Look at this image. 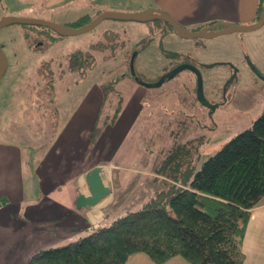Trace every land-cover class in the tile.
<instances>
[{"label": "rangeland", "instance_id": "374dc122", "mask_svg": "<svg viewBox=\"0 0 264 264\" xmlns=\"http://www.w3.org/2000/svg\"><path fill=\"white\" fill-rule=\"evenodd\" d=\"M74 1L50 4L49 0L36 3L0 0V18L11 15L39 18L79 27L80 23L84 25L100 14L98 8L101 6L97 3L96 10L82 2L76 8L78 3ZM132 1L139 3L141 0ZM109 2L108 6L122 9L136 5L126 0ZM108 6L104 5L103 11H108ZM109 11L130 13L118 9ZM254 22L256 20L225 24L250 25ZM204 23H208V19L183 26L197 32L207 26L199 25ZM0 45L8 58V67L0 82V132L5 125L16 128L18 124L19 129H14L17 135L22 138L24 132L29 136L31 120L35 122L32 128L36 125L35 129L41 130L42 123L48 118H52L53 126L72 124L73 118L88 115L99 98L103 101L97 126L105 125L103 122L113 127L117 124L116 136L109 140L113 144L120 140L112 154L104 153L103 146L109 141H104L109 137L107 134L98 143L101 162L97 165L102 167V174L109 169V177L104 181L111 189V194L103 199L105 204L100 211L111 220L141 208L155 191L162 188L161 177L155 181L154 170L175 142L205 135L206 142L195 162L198 169L225 142L251 127L264 109V81L243 60V56L248 57L264 74V25L252 31L211 38H182L161 20L104 19L92 30L71 36H59L52 29L39 25L11 24L0 29ZM135 50V75H131L130 59ZM80 52H90L95 59L93 65L83 74L69 72L68 59ZM73 63L77 68L75 61ZM212 63L222 64L206 67ZM229 63L238 70L232 80ZM179 64L197 66L206 100L220 104L211 117L215 124L213 130L194 128L198 127V122L211 123L205 107L196 97V77L191 70H182L158 87H144L137 81L154 82ZM104 88H108L107 91L98 97ZM103 110L109 114L104 115ZM180 110L191 117H183ZM132 111L136 112L135 116ZM132 119L128 133L123 134L126 123ZM179 120L184 123L179 124ZM6 139L0 137V142ZM25 175L30 184H34L31 192L39 190L36 173L29 177ZM95 207H98L95 209L99 215L101 206ZM256 221L252 225L253 231L260 228L259 220ZM83 234L54 246L66 245ZM176 258L165 264H188L182 257ZM256 261L250 258L249 264Z\"/></svg>", "mask_w": 264, "mask_h": 264}, {"label": "trees", "instance_id": "16d2710c", "mask_svg": "<svg viewBox=\"0 0 264 264\" xmlns=\"http://www.w3.org/2000/svg\"><path fill=\"white\" fill-rule=\"evenodd\" d=\"M94 61L90 52L75 53L67 68L83 74ZM196 126V130L204 128ZM211 126L215 127L213 121ZM104 129L95 127L94 143ZM205 142L201 134L168 149L154 170L162 188L141 208L66 245L40 249L27 264H125L137 253L154 264L177 256L188 264H244L242 244L251 210L264 198V109L251 127L225 142L196 169Z\"/></svg>", "mask_w": 264, "mask_h": 264}, {"label": "crops", "instance_id": "0c3cea01", "mask_svg": "<svg viewBox=\"0 0 264 264\" xmlns=\"http://www.w3.org/2000/svg\"><path fill=\"white\" fill-rule=\"evenodd\" d=\"M18 1L36 3L39 0ZM73 1L49 0L48 3L61 4ZM109 1L115 0H76L74 2L78 3L76 8L80 7L81 2L94 8L97 3L101 6V9L98 8L100 13L104 10V5L108 6ZM260 1L141 0L138 3L126 0L136 5L128 7L129 9L108 6L110 9L107 10L118 9L129 12L158 10L170 15L184 26L198 23L202 19H208L209 24L212 22L239 24L238 22L256 20ZM208 23L199 25L205 26V24L209 25ZM101 91L102 89L98 97ZM102 103L103 101L99 98V102L93 105L88 115L83 114L76 119L73 118L72 124L57 123L53 126L52 118H48L42 123L41 130L35 129L36 125L32 128L35 122L31 120L28 127L29 136H26L24 132L22 138L17 135L14 129H19L18 124L16 128L5 125L0 132V137L7 138L0 142V264H27L38 250L75 238L77 234H86L100 226H107L113 220L101 214L104 200L99 203L101 206L99 215L95 209L98 207L77 208L74 205L78 194L88 190L84 180L85 172L101 162L98 143L106 134L109 137L104 141L109 140L111 136H116L114 129L118 125L113 127L103 122L107 124V128L96 143L93 142L92 133L97 126ZM132 113L136 115L134 111ZM132 122L133 119L126 123L127 128ZM127 128L123 129V134L130 129V127ZM119 141L113 144L112 140H109L103 146L104 153L112 154ZM33 173H36L40 187L35 192H31L34 184L31 185L29 179L25 178V174L29 177ZM256 219L259 220L260 228L253 231L252 225L257 222ZM242 249L245 254L244 264H249L250 258L257 260L253 264H259V261L260 264H264V261L262 262L264 259V198L251 210ZM125 264H151V260L146 255L137 253L131 255Z\"/></svg>", "mask_w": 264, "mask_h": 264}, {"label": "water", "instance_id": "95a60500", "mask_svg": "<svg viewBox=\"0 0 264 264\" xmlns=\"http://www.w3.org/2000/svg\"><path fill=\"white\" fill-rule=\"evenodd\" d=\"M104 19H114V20H132L138 22H149L152 20H161L169 24L173 30V32L182 38H211L222 34H228L232 32H246L256 30L264 25V2L262 5V9L259 13V17L253 24L250 25H229L225 23H213L203 27L201 30L197 32H191L183 25L179 24L174 18L165 12H161L153 9H146L140 12H116V11H103L100 12L96 17L88 21L86 24L81 25L79 27H70L67 25H61L58 23L46 21L39 18H22L16 16H4L0 18V29L11 25V24H26V25H39L46 28L52 29L59 36H71L78 35L80 33L87 32L96 27L102 20ZM221 27V28H219ZM218 28V29H216ZM135 54H132L130 59V74L135 75L133 61ZM246 60L247 65L251 69V71L258 76L261 80L264 81V74H262L256 66L252 63V61L248 58H244ZM217 64L222 63H212L206 64V67H213ZM8 66V58L4 53L2 46L0 45V82L6 72ZM228 66L233 68V73L230 80L236 75L237 68L234 67L233 64L229 63ZM184 69L191 70L196 76V97L198 101L206 106L212 108L213 105L208 102L203 94L202 88V75L200 70L191 64H180L172 68L171 70L164 73L162 76L158 78V80L154 82H145L141 80H137L138 83L144 87H158L166 80H169L176 76L179 72ZM102 167L100 165H95L89 170H87L84 174V180L87 185V192L80 193L74 200V205L77 208L85 207L91 208L95 205L102 202L103 199L107 198L108 195L111 194L110 187L105 184L101 177Z\"/></svg>", "mask_w": 264, "mask_h": 264}, {"label": "flooded vegetation", "instance_id": "af4514ba", "mask_svg": "<svg viewBox=\"0 0 264 264\" xmlns=\"http://www.w3.org/2000/svg\"><path fill=\"white\" fill-rule=\"evenodd\" d=\"M216 29H218V28H216ZM171 30H172V28H171ZM134 54H135V56L137 55V51L135 50V52H134ZM243 60H244V56H243ZM180 65V64H179ZM192 65V64H191ZM177 66V65H176ZM195 66V65H194ZM8 67V66H7ZM175 66H172L171 68H170V70L172 69V68H174ZM197 67V66H196ZM198 68V67H197ZM199 69V68H198ZM129 70H130V68H129ZM238 71V70H237ZM237 71H236V73H237ZM192 72V71H191ZM166 73V72H165ZM232 73H233V68H231V76H232ZM194 74V73H193ZM195 75V74H194ZM231 76H230V78H231ZM236 76V75H235ZM234 76V77H235ZM196 77V76H195ZM233 77V78H234ZM142 86V85H141ZM210 101V100H209ZM210 103L213 105V107L212 108H210V107H206V106H204V105H202L203 107H205V113L207 114V117H209L210 118V123H212V120H211V117H212V114H213V112L216 110V108H218L219 107V103H215L214 101H210ZM201 104V103H200ZM136 113V112H135ZM180 114L183 116V117H191V115H189V114H187V113H185V112H181V110H180ZM191 121H195L196 122V120H194V119H190ZM178 123L179 124H181V123H184V120H179L178 121ZM199 123V126H200V128H202L203 126H204V128L205 129H207V128H210V129H212L213 127L211 126V124H208V123H201V122H198Z\"/></svg>", "mask_w": 264, "mask_h": 264}, {"label": "bare ground", "instance_id": "6f19581e", "mask_svg": "<svg viewBox=\"0 0 264 264\" xmlns=\"http://www.w3.org/2000/svg\"><path fill=\"white\" fill-rule=\"evenodd\" d=\"M108 172H109V169H105L103 174H102V171H101V177H102V180H103L104 183H105L104 178L106 179V178L109 177ZM103 175H104V177H103ZM97 205H98V204H97ZM95 206H96V205H95Z\"/></svg>", "mask_w": 264, "mask_h": 264}]
</instances>
